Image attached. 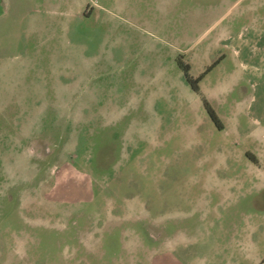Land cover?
<instances>
[{
  "label": "rangeland",
  "instance_id": "1",
  "mask_svg": "<svg viewBox=\"0 0 264 264\" xmlns=\"http://www.w3.org/2000/svg\"><path fill=\"white\" fill-rule=\"evenodd\" d=\"M214 1L0 0V264H146L153 223L187 202L191 176L264 169V0L227 1L226 24L242 14L240 54L222 51L224 64L192 76L207 73L195 93L222 130L205 106L177 115L193 100L167 58L191 44L186 27L210 22L195 18ZM159 59L166 79L138 81L142 62ZM180 59L191 75L185 50ZM81 66L91 80H75ZM154 88L159 138L138 113Z\"/></svg>",
  "mask_w": 264,
  "mask_h": 264
},
{
  "label": "crops",
  "instance_id": "2",
  "mask_svg": "<svg viewBox=\"0 0 264 264\" xmlns=\"http://www.w3.org/2000/svg\"><path fill=\"white\" fill-rule=\"evenodd\" d=\"M227 1L215 0L204 12L199 10L195 24L206 17L211 18L210 22L203 28L198 27V30L191 25L190 28L186 27L182 42L186 39L191 44H183L184 47L170 53L167 58L171 72L169 75L181 79L183 89L189 93V101L193 100L192 106L188 103L177 115H205L202 101L186 82L176 61L181 51L185 50L189 55L191 76L195 78L218 61L222 51L231 50L233 54H240L238 48L241 44H235L236 40L241 41L240 35L234 32L242 14L236 13L226 24L228 17L224 10ZM239 1L232 2L231 9ZM8 11L12 10L7 7ZM10 20L14 23V14L11 12L4 23ZM189 35L190 38L187 37ZM217 63L221 65L225 61ZM162 68L160 59L158 62L144 61L137 79L144 83L161 82L167 77V71ZM79 72L81 81L91 80L88 67H75L76 81L80 80ZM237 75L232 88L238 86ZM219 81H225V77ZM202 89L205 91L204 87ZM161 95L164 96L159 88L146 90L141 96V107L138 110L140 123L154 129V138H159L164 123L158 104ZM125 118L123 116L120 120L124 121ZM138 136L142 141L151 139L143 129H139ZM228 157L236 161L244 159L243 155ZM219 158L228 160L225 156ZM258 161L264 162V156L259 157ZM245 162V170L210 171L191 176L194 180L189 181L187 202L176 203L170 218L160 216L153 223L156 230L158 228L153 246L142 248L146 253V264H264V169L260 170L250 161Z\"/></svg>",
  "mask_w": 264,
  "mask_h": 264
},
{
  "label": "trees",
  "instance_id": "3",
  "mask_svg": "<svg viewBox=\"0 0 264 264\" xmlns=\"http://www.w3.org/2000/svg\"><path fill=\"white\" fill-rule=\"evenodd\" d=\"M177 63H178V66L180 67V69H182V71L184 73V76H185V79H186L187 83L189 84V86L191 87V89L194 92L199 93V83L202 81L204 75H206L207 73H204V75H202L198 79H194L190 75V66L189 65L183 64L182 61H181V59ZM204 106L206 107L208 113L210 114V117L212 118V121L214 122V124L217 126L218 129L222 130L223 127L220 124V121L215 117L214 111H212V109L210 108L209 103L205 101L204 102Z\"/></svg>",
  "mask_w": 264,
  "mask_h": 264
}]
</instances>
